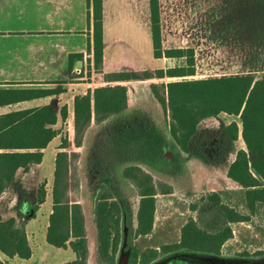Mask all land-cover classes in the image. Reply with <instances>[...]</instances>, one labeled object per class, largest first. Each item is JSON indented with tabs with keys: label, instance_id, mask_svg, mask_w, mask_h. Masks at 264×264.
<instances>
[{
	"label": "trees",
	"instance_id": "16d2710c",
	"mask_svg": "<svg viewBox=\"0 0 264 264\" xmlns=\"http://www.w3.org/2000/svg\"><path fill=\"white\" fill-rule=\"evenodd\" d=\"M150 1L155 56H186L187 65L154 71L107 73L104 75L106 80L184 77L194 74L192 48L163 49L159 0ZM92 4L94 60L93 65L89 66V75L92 70L103 71V1L92 0ZM151 88L166 116L164 117L167 128L163 127L159 119L147 115L140 108L130 109L125 86H101L75 97L76 134L79 136L87 131L92 123H95L102 131L99 139L105 141V145L109 146L113 156L119 153L121 160L137 158V152L131 154L126 151L134 144L140 149L147 147L151 156L156 155L155 151L168 147L175 158L174 153L190 151L192 139L199 135L200 124L207 118L223 113L239 116L242 121L241 130L238 122L233 120L224 126L220 136H212L208 143L210 152H214L213 155L217 159L225 160L241 134L245 147L237 150L235 159L228 168L227 176L242 186L239 194L246 212L224 204L226 222L220 229L206 231L194 218H190L181 228L180 239L166 242L163 231L159 229L157 233L154 230L156 191L152 177L139 165H128L123 170V175L137 186L140 196L135 230L138 242L132 248L131 262L132 264H150L162 254L181 250L223 255V245L233 237L231 224L249 220L251 214L257 215L264 209V79L255 80L252 75L182 79L152 84ZM4 92L7 93V97L6 95L2 97L0 102L36 97L52 90L18 89ZM61 116L65 120L66 108L61 111ZM56 121L55 112L47 106L0 116V194L15 180L20 168H29L30 165L42 162L44 156L42 149L62 132V129L45 126L46 123L54 124ZM82 142V139L78 138L76 145L81 146ZM67 146V138H62L60 148L65 149ZM172 150L175 152L173 153ZM101 151L102 149L94 155H102ZM249 151L258 155L252 164L249 162ZM126 153L131 156L127 157L129 155ZM114 159H112L113 162ZM69 162L70 154L67 150L57 153L52 189L53 208L49 217L46 239L51 245L70 247L75 252L76 258L63 264H89L85 215L81 204L71 203L68 196ZM101 164V161H98V165L101 166ZM132 171L136 173L135 177L143 173V184L135 183ZM160 185L164 193L173 191L172 185L167 182H160ZM46 197L47 189L44 181L37 188L32 217L36 215ZM208 198L213 202L222 203L219 192L210 193ZM95 223L99 260L107 264H116L115 258L119 250L123 227V208L110 189H104L99 193ZM257 228L264 236V226ZM148 235H152V238L148 239ZM0 251L11 258L17 256L27 259L32 256L33 251L24 221L17 220L15 217L5 219L0 213ZM236 255L264 256V250L255 253L244 251ZM0 264L4 263L0 260Z\"/></svg>",
	"mask_w": 264,
	"mask_h": 264
},
{
	"label": "crops",
	"instance_id": "0c3cea01",
	"mask_svg": "<svg viewBox=\"0 0 264 264\" xmlns=\"http://www.w3.org/2000/svg\"><path fill=\"white\" fill-rule=\"evenodd\" d=\"M102 1L103 71L92 70L89 75L94 60L92 0H0V99L7 97L6 90H52L36 97L0 102V116L47 106L55 112L57 121L46 123V127L70 128L75 120V97L101 86H125L130 109L147 104L160 107L151 85L176 81L172 79L178 77L108 81L104 75L182 67L187 65V57L155 56L150 0ZM159 13L163 49L194 50L193 79L243 75L264 79L257 75L264 74V0H159ZM223 65L226 67L219 71L218 66ZM64 108L65 120L61 116ZM61 142L59 133L42 149V162L29 168L41 165L49 149L55 160L62 150ZM29 168H20L0 197H6L9 203V190L19 179L29 176ZM48 200L49 196L44 203ZM35 219L26 223L32 256L11 258L0 251L4 264L33 258L36 247L29 226ZM57 248V255L67 258L57 264L76 258L70 247ZM91 256L88 251V261Z\"/></svg>",
	"mask_w": 264,
	"mask_h": 264
},
{
	"label": "rangeland",
	"instance_id": "374dc122",
	"mask_svg": "<svg viewBox=\"0 0 264 264\" xmlns=\"http://www.w3.org/2000/svg\"><path fill=\"white\" fill-rule=\"evenodd\" d=\"M225 67V65L218 66L219 71H222L221 68L224 69ZM257 75L264 76V74ZM182 79H193V77L184 76L172 80ZM140 109L147 115L159 119L163 127L167 128L166 116L161 106L156 109L147 104ZM233 120L238 122L241 130L242 121L239 116L223 113L209 118L207 123H203L201 126L199 135L192 139L188 153L176 154L174 153L175 150H172L175 158L168 147L155 151L156 155L151 156V152L147 147L144 146L145 148L140 149L139 146L134 144L129 146L126 151L131 154L137 152V158L132 157L121 160L119 153H115L117 155L113 156L109 151V146L105 145V141L99 139L102 131L95 123H92L87 131L79 134V136L76 134L74 125L63 129L61 136L67 138L68 146L62 150H67L70 154L68 196L71 203L81 204L85 215L88 251L90 254L92 253L91 260L88 261L89 264H107L98 258L95 223L96 203L100 191L104 189H110L114 197L119 199L123 208V227L119 250L115 258L116 264H118L119 257L123 252L128 254V264H132V248L138 242L135 230L140 196L137 186L123 175V170L128 165H139L144 172L152 177L156 191L154 230L158 233L161 229L166 242L179 240L181 228L190 218H194L199 226L206 231L212 232L220 229L226 222L224 204L237 207L238 210L246 212L239 194L242 186L227 176L228 168L234 161L237 150L245 147L241 134L225 160L217 159L213 155L214 152H210L208 143L212 136H220L224 126ZM78 138L83 141L81 146L76 145ZM100 149H102L103 154L95 156V152H99ZM126 155H129L127 157L131 156L128 153ZM257 156V154L249 151L250 164L256 160ZM96 158L100 159L97 160ZM113 158H115L114 162ZM98 161H101V166L98 165ZM54 169L55 160L49 149L43 163L32 167V169L29 168V172L27 171L29 176L25 179L23 177L21 180L19 179L9 190V203L6 197H0V213L5 219L17 217L20 221L28 223L32 220V207L36 202L37 187L44 181L46 182L47 197L49 196V200L40 206L34 216L35 221H32L33 224L29 226V233L33 235L32 239L36 247L35 255L31 260H10L7 261V264H57L62 259H67L66 256L59 257L57 255L58 248L46 242V226L49 224V217L53 208V200L51 202V199ZM32 172L34 173L32 174ZM131 173L134 174L135 183L143 184V173L139 177H135L136 173L134 171ZM160 182L171 184L173 191L169 193L162 192ZM213 192H219L222 203L213 202L208 198L209 194ZM194 206L195 209H193ZM231 226L233 237L223 245V255L235 256L237 253L244 251L255 253L264 250V236L257 228L264 226V209L257 215L251 214L249 220L234 223ZM147 238H152V235H148ZM167 255L162 254L159 258L161 259ZM166 264L193 263L173 259Z\"/></svg>",
	"mask_w": 264,
	"mask_h": 264
},
{
	"label": "water",
	"instance_id": "95a60500",
	"mask_svg": "<svg viewBox=\"0 0 264 264\" xmlns=\"http://www.w3.org/2000/svg\"><path fill=\"white\" fill-rule=\"evenodd\" d=\"M173 259H180L193 264H264V256H228L185 250L169 253L151 264H166ZM118 264H128V254L123 252L119 257Z\"/></svg>",
	"mask_w": 264,
	"mask_h": 264
},
{
	"label": "flooded vegetation",
	"instance_id": "af4514ba",
	"mask_svg": "<svg viewBox=\"0 0 264 264\" xmlns=\"http://www.w3.org/2000/svg\"><path fill=\"white\" fill-rule=\"evenodd\" d=\"M98 201V200H97ZM95 213H96V208H95Z\"/></svg>",
	"mask_w": 264,
	"mask_h": 264
}]
</instances>
